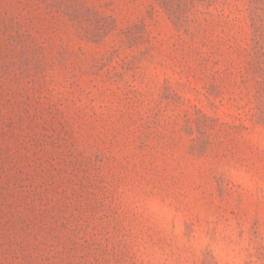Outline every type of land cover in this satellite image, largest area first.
<instances>
[{
    "label": "rangeland",
    "instance_id": "374dc122",
    "mask_svg": "<svg viewBox=\"0 0 264 264\" xmlns=\"http://www.w3.org/2000/svg\"><path fill=\"white\" fill-rule=\"evenodd\" d=\"M0 264H264V0H0Z\"/></svg>",
    "mask_w": 264,
    "mask_h": 264
}]
</instances>
